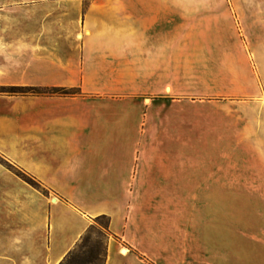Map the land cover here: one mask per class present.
Segmentation results:
<instances>
[{"label":"crops","instance_id":"0c3cea01","mask_svg":"<svg viewBox=\"0 0 264 264\" xmlns=\"http://www.w3.org/2000/svg\"><path fill=\"white\" fill-rule=\"evenodd\" d=\"M168 43L192 74L213 66L264 96L257 0H0V87L80 92L0 94V157L48 191L0 163V264H60L101 215L111 218L106 264H132L118 237L131 243L144 227L131 189L152 186L139 97L166 74Z\"/></svg>","mask_w":264,"mask_h":264},{"label":"rangeland","instance_id":"374dc122","mask_svg":"<svg viewBox=\"0 0 264 264\" xmlns=\"http://www.w3.org/2000/svg\"><path fill=\"white\" fill-rule=\"evenodd\" d=\"M166 46V74L152 77L151 91L139 97L150 115L140 166L152 186L131 190L145 225L131 243L121 235L118 242L132 264H264V96L240 92L234 76L213 66L207 73L200 63L192 74L190 60L170 59L176 45ZM92 224L104 231L106 221Z\"/></svg>","mask_w":264,"mask_h":264},{"label":"trees","instance_id":"16d2710c","mask_svg":"<svg viewBox=\"0 0 264 264\" xmlns=\"http://www.w3.org/2000/svg\"><path fill=\"white\" fill-rule=\"evenodd\" d=\"M6 93L11 95H61V96H76L80 92L76 89L67 88H39V87H0V94ZM12 168L11 165H9ZM22 175L23 173H20ZM26 180L33 186L41 188L44 194H47V189L42 187L40 183L32 178ZM106 224L102 226V221ZM95 222L102 226L104 231L95 225H91L86 233L82 236L76 247L66 256L60 264H106L108 253V239L111 235L110 225L111 218L106 215H101L95 219ZM104 239L106 242H104ZM104 245V249H103Z\"/></svg>","mask_w":264,"mask_h":264},{"label":"bare ground","instance_id":"6f19581e","mask_svg":"<svg viewBox=\"0 0 264 264\" xmlns=\"http://www.w3.org/2000/svg\"><path fill=\"white\" fill-rule=\"evenodd\" d=\"M167 91H171V88H167ZM262 101H263V103H264V98L262 99ZM120 252H121V255L122 256H127L128 255V249L127 248H122L121 250H120Z\"/></svg>","mask_w":264,"mask_h":264}]
</instances>
